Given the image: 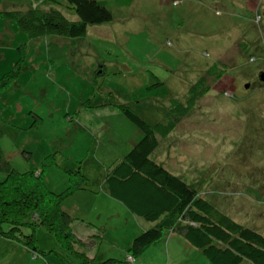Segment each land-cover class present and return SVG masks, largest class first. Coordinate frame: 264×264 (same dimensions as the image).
Returning a JSON list of instances; mask_svg holds the SVG:
<instances>
[{
  "label": "rangeland",
  "instance_id": "1",
  "mask_svg": "<svg viewBox=\"0 0 264 264\" xmlns=\"http://www.w3.org/2000/svg\"><path fill=\"white\" fill-rule=\"evenodd\" d=\"M37 6L75 16L65 0H0V77L14 71L0 92V149L10 167L43 169L47 188L61 191L68 183L58 161L83 160L95 141V155L109 170L141 133L117 108H91L88 101L112 93L153 125L185 101L189 86L215 62L221 77L158 137L151 158L264 233V0H133L125 18L109 4L114 20L89 25L74 38L30 37L2 15ZM62 205L79 235H102L98 259L210 264L180 233L167 230L127 262L135 234L153 223L128 212L104 186L97 193L79 190ZM81 223L89 225L88 234ZM33 233L40 255L0 237V264H63L53 236L40 225Z\"/></svg>",
  "mask_w": 264,
  "mask_h": 264
},
{
  "label": "trees",
  "instance_id": "2",
  "mask_svg": "<svg viewBox=\"0 0 264 264\" xmlns=\"http://www.w3.org/2000/svg\"><path fill=\"white\" fill-rule=\"evenodd\" d=\"M65 2L74 10L73 18L56 7L44 6L14 8L2 15L13 20L30 37L52 34L74 38L84 35L89 25L114 20L116 17L109 4L116 7L117 17L125 18L128 13L124 8L130 7L133 0ZM218 67L213 62L189 86L185 101L177 102L166 119L162 118L153 125L114 94L103 97L96 93L88 101V107L109 105L117 108L136 126L141 137L109 170H105L95 155V141L83 160L60 159L58 166L67 174L68 183L61 191L47 188L43 169L21 172L11 168L0 149V173L3 174L0 179V237L20 241L40 255L33 233L35 225H40L57 242L63 264H113L114 258H97L95 245L102 235L91 230L88 234L89 225L84 223H81L82 228L87 226L84 228L88 235H79L72 225L74 216L62 205L66 197L79 190L97 193L104 186L109 196L128 212L153 223L135 234L126 256L127 262L133 263L167 230L180 233L187 244L198 249L210 264H264L263 232L239 222L181 176L151 158L159 144L158 137L166 136L195 101L221 77L223 70ZM13 72L0 77V92L8 88ZM35 123L33 121L31 125ZM23 229L30 232L24 233ZM129 256L133 261L127 260Z\"/></svg>",
  "mask_w": 264,
  "mask_h": 264
},
{
  "label": "built area",
  "instance_id": "3",
  "mask_svg": "<svg viewBox=\"0 0 264 264\" xmlns=\"http://www.w3.org/2000/svg\"><path fill=\"white\" fill-rule=\"evenodd\" d=\"M127 260H128V261H133V258L129 256V257L127 258Z\"/></svg>",
  "mask_w": 264,
  "mask_h": 264
},
{
  "label": "water",
  "instance_id": "4",
  "mask_svg": "<svg viewBox=\"0 0 264 264\" xmlns=\"http://www.w3.org/2000/svg\"><path fill=\"white\" fill-rule=\"evenodd\" d=\"M263 75H264V74L262 73V74H261V77H264ZM262 79H263V78H262ZM246 87H247V84H246Z\"/></svg>",
  "mask_w": 264,
  "mask_h": 264
}]
</instances>
